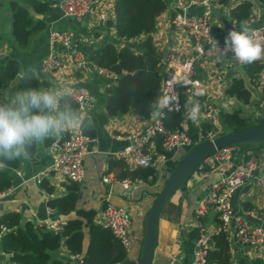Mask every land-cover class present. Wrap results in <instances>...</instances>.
Wrapping results in <instances>:
<instances>
[{
	"label": "crops",
	"instance_id": "1",
	"mask_svg": "<svg viewBox=\"0 0 264 264\" xmlns=\"http://www.w3.org/2000/svg\"><path fill=\"white\" fill-rule=\"evenodd\" d=\"M2 1V4L5 0ZM7 1V0H6ZM60 0H49L50 8L47 14L33 13L35 20L42 22L44 28L36 31L31 38L28 49L21 51L17 47V42L11 31L0 32V66L8 60L13 59L19 63L20 72H34V74L44 83L42 89L54 90L60 98L71 86H84L91 91L96 92V103L80 115L81 123L76 127H71L62 135L67 136L69 132L80 128L88 133L95 140L89 143V152L83 160L84 177L80 182H72L54 175L50 172L52 156L48 149L47 140L36 144L37 151L33 157L25 159L21 157V163L18 168L10 169L12 176V186L6 192L0 201V218L7 213H17L21 215L22 223L31 222L40 227L42 223L52 218H76L78 210H94L96 212L95 221L97 222L101 211L106 204L121 205L130 210L132 223L130 232L133 236V244L128 258L136 262L141 254L142 235L144 229V219L148 208L155 200L156 194L162 189L168 178L174 163L181 157L186 149L181 148L157 169V177L154 181L136 180L131 183L130 188L125 189L120 179V163H125L130 169H133L124 159H118L113 154L130 143L132 138H128L137 131L144 130L156 112L150 119L140 120L132 112H128L121 117H110L106 123L99 119L100 114L106 113V99L108 97V88L106 82L113 85L116 80L105 79L96 76L89 70L72 68L71 70H59L53 76L42 74L43 60L49 55L51 49L48 45V30L51 24L62 29L73 31L74 38L70 51H79L89 59L93 50L101 46L108 39L110 42H116L117 36L115 29L106 24L105 27L96 28L92 39H89L87 33L91 25L88 20H76L72 17L63 15L59 7ZM113 10L112 22L115 20L114 2L115 0H105ZM167 9L157 18L155 32L152 33L153 41L161 55V66L172 58L178 56L186 58L193 53V39L183 30H176L171 24V19L176 14L188 13L189 15H201L203 8L197 5H191L188 8L183 7L180 3L187 4L190 0H165ZM214 25L223 30L225 34H216L215 36L223 39L228 35L225 29L224 19L228 20L231 25L236 27L231 18V10L244 1H250L253 4L251 16L245 20L252 28H258L264 25V6L260 0H215ZM0 5V7L2 6ZM177 10H180L179 12ZM240 27H236L239 30ZM63 56L65 50L59 49ZM262 64L263 69L258 74L255 84L249 80L244 64L235 66L227 57H218L213 62H198L195 66L196 78L203 82L205 88L194 97L188 96L192 104H199V117L194 122L199 131V137L204 133V128L208 124L211 131L218 136L225 133L224 127L220 121V111L232 112L236 109L245 110L252 117L260 115V109L255 105L257 102L264 103L262 96V83L264 82V58L257 60ZM19 72V73H20ZM235 77H242L245 84L248 83L256 92L254 94L247 85L246 87L252 93L250 104H244L234 96L227 94V86ZM105 83V84H104ZM18 84L1 89L2 94L7 90H15ZM110 85V86H111ZM209 103L215 109L217 119L212 122L203 120L202 112L205 110V104ZM60 104V102H59ZM58 104V110H59ZM237 105L241 107L237 108ZM78 112V109H77ZM214 112V113H215ZM246 115V114H245ZM206 123V124H204ZM183 125L188 127L187 122ZM58 137V136H57ZM55 138V137H54ZM230 161L217 160L211 156L193 173L187 186L175 193L170 204L164 210L160 221L159 244L153 264H172L174 258L182 264H193L195 259V250L197 240L200 236L199 223L196 217L202 199L208 193L213 184L217 183L225 175H228L234 165L240 161L252 157H259L263 162L253 178L247 180L233 194L230 205L236 216H241L250 226L263 225L264 215V192L257 184L258 176H261L264 170V145L259 147H241L234 151ZM118 162V164H114ZM105 175L110 176V181L105 182ZM73 186L77 187L78 198L76 209L69 214H62L56 209L49 206V201L67 195L72 191ZM52 209V210H51ZM50 210V211H49ZM214 213L205 217L204 225L209 231H214L216 223L213 221ZM42 227V226H41ZM85 247L88 246L90 233L85 229ZM5 231L0 232V240ZM230 241V264H264V244L258 247H250L237 241L234 236L229 237ZM86 252V251H85ZM57 258L64 264H82V257L71 255L65 242L56 253ZM82 260V262H79ZM10 262V254L0 250V264Z\"/></svg>",
	"mask_w": 264,
	"mask_h": 264
},
{
	"label": "trees",
	"instance_id": "2",
	"mask_svg": "<svg viewBox=\"0 0 264 264\" xmlns=\"http://www.w3.org/2000/svg\"><path fill=\"white\" fill-rule=\"evenodd\" d=\"M260 2L264 6V0ZM9 5L12 10L11 33L18 49L24 51L28 49L32 35L44 28L42 22L35 20L33 13L47 14L50 3L49 0H10ZM167 7L165 0H115V20L114 22L109 20L108 25L115 27L117 41L110 42L107 39L101 46L96 47L91 55L94 64L118 75L116 82L107 90L106 113L99 115L103 123H106L110 117H121L128 112H132L142 121L150 119L155 113L151 110L150 104L157 96H161L162 75L161 55L153 41L152 33L156 30L157 18ZM252 8V2L244 1L231 10V18L237 28L242 21L251 16ZM213 33L225 34L216 26L213 28ZM222 38L225 39L226 36ZM244 66L250 82L255 84L258 74L263 69L262 64L255 61ZM19 72V63L13 59L0 66V96L3 95L1 89L8 86ZM22 77L17 85L20 90L44 87V83L34 72L24 73ZM183 89L181 88L182 109L180 111L166 109L163 120L169 129L182 128L183 122L186 121L188 133L197 143L204 139L199 137L197 125L185 115L186 105L192 102L188 100ZM226 91L244 104L253 102L252 93L242 77L233 78ZM59 102V110L77 111L78 109L70 95L65 94ZM255 105L261 113L257 117L245 115L242 109L232 112L220 111L219 118L225 132L250 126H264V103L259 101ZM210 129L207 124L203 130L204 134ZM53 139H47V143L50 144ZM157 148L163 150L162 136L157 138ZM26 151L29 157H33L37 151L36 144L26 146ZM171 155L168 154L169 157ZM20 163L21 159L9 161L0 157V166H3L0 169V192H6L11 188L10 169L18 168ZM119 165L120 179L156 180L157 169L154 167L130 169L123 162ZM76 191L77 187L73 186L72 191L67 195L51 199L49 206L62 214H69L76 209L78 198ZM170 203L169 201L167 206ZM78 215L79 217L67 220L66 226L61 231L38 227L31 222L22 223V217L17 213L3 215L0 218V232L5 231V233L0 240V250L10 254V262L7 264H64L56 256L63 241L71 255L82 257V264H136L128 258L127 251L112 231L95 221L94 210H78ZM202 221L204 223L206 219L203 218ZM213 221L216 225L221 224L218 214H214ZM85 229L90 233L87 247H85ZM230 259V241L227 233L224 231L215 233L213 247L208 251L206 264H230Z\"/></svg>",
	"mask_w": 264,
	"mask_h": 264
},
{
	"label": "built area",
	"instance_id": "3",
	"mask_svg": "<svg viewBox=\"0 0 264 264\" xmlns=\"http://www.w3.org/2000/svg\"><path fill=\"white\" fill-rule=\"evenodd\" d=\"M180 4L185 8L194 4L203 8L201 15L178 13L171 19L173 28L185 31L194 40V50L186 58L178 56L161 66V95L174 97V102L159 111L158 116L153 117L144 130L137 131L128 136V138L133 139V143L113 154L115 158L126 160L133 169L149 166L158 169L170 159L169 153L173 155L176 150L181 148L188 150L195 144L188 133L187 126L182 124V128L177 129H169L165 126L163 120L165 110L180 111L182 109L181 88H184V93L190 97L203 92L205 85L196 78L195 66L198 62L206 64L213 62L221 56L219 52L212 49L210 38L218 41V47L221 50L225 46V39H220L213 33L214 10L217 4L215 0H190L187 4ZM59 7L64 16L74 17L79 21L89 19L90 25L96 28L105 27L112 18L113 13V10L105 0H60ZM111 28L115 29L114 26ZM255 30H257L254 34L255 38L264 40V25L255 28ZM73 38V31L58 28L54 24L49 26L48 45L51 52L43 60L41 71L43 75L53 76L59 70H71L76 67L95 73L104 82L105 79L116 80L118 78L117 74L104 67L97 66L92 62L91 58L89 59L83 53L70 51ZM61 48L65 50L63 56L59 52ZM225 57L233 59V53L229 52ZM106 85L110 86L111 83L106 82ZM262 86V96L264 99V82ZM96 94V92L84 86L73 85L68 90V95L77 104L79 114L88 111L96 103ZM214 112L215 109L211 104L206 103L201 118L204 117L203 120L212 122L218 117L216 112ZM159 136H162V151L157 148V138ZM201 137L204 140H212L216 135L210 130L205 134L202 133ZM92 140L95 139L80 128L69 132L67 136L55 137L48 145L52 156L50 172L72 182L82 181L84 177L83 160L89 152V143ZM238 147L222 148L212 156H215L217 160L230 161L235 154L234 151ZM262 165L263 162L259 157H252L236 163L231 172L213 184L202 199L196 210L200 236L197 240L193 264H206L208 251L213 247V235L220 231L226 232L228 237L234 236L237 241L252 248L264 244V223L263 225L250 226L241 216L235 215L230 205V200L236 190L247 180L253 178L261 170ZM103 179L105 182L111 180L109 175H105ZM122 183L124 188L128 189L133 181L131 179H124ZM257 184L264 192V170L261 176H258ZM6 192H0V201ZM133 209L130 208L131 211ZM130 210L121 205L108 203L101 211L97 220V223L112 231L127 253L130 252L133 244V236L130 232L132 223V212ZM211 213L218 214L221 220V224L217 225L214 231H209L202 221L203 218ZM262 219L264 222V215ZM66 224L67 220L64 218L49 217L41 226L52 231H61ZM171 262L172 264H182L174 258L171 259Z\"/></svg>",
	"mask_w": 264,
	"mask_h": 264
},
{
	"label": "clouds",
	"instance_id": "4",
	"mask_svg": "<svg viewBox=\"0 0 264 264\" xmlns=\"http://www.w3.org/2000/svg\"><path fill=\"white\" fill-rule=\"evenodd\" d=\"M255 29L242 21L239 30H230L224 41V49L210 38L214 51L225 57L233 53L239 64H251L264 58V40L255 38ZM23 79V77H20ZM199 94V93H197ZM169 95L157 96L150 104L159 112L174 102ZM59 99L54 90L27 88L0 96V157L6 160L29 158L26 146L39 144L62 135L81 123L80 115L72 109L58 110ZM185 115L195 122L199 117V104L186 105Z\"/></svg>",
	"mask_w": 264,
	"mask_h": 264
},
{
	"label": "water",
	"instance_id": "5",
	"mask_svg": "<svg viewBox=\"0 0 264 264\" xmlns=\"http://www.w3.org/2000/svg\"><path fill=\"white\" fill-rule=\"evenodd\" d=\"M223 22L227 32L236 29L228 20L224 19ZM230 62L235 66L239 65L233 59H230ZM22 76V72L18 73L10 82V85L18 84ZM246 85L254 94H257L248 83ZM158 114L159 112H156V116ZM262 145H264V126H250L241 130L222 133L212 140H201L189 148L173 166L162 189L156 194L155 200L145 214L141 254L137 264L154 263L159 244L160 221L163 211L172 196L187 186L193 173L203 162L225 147H259ZM2 168L3 166H0V169ZM22 221L25 222L24 219ZM79 262H82V260H79Z\"/></svg>",
	"mask_w": 264,
	"mask_h": 264
},
{
	"label": "rangeland",
	"instance_id": "6",
	"mask_svg": "<svg viewBox=\"0 0 264 264\" xmlns=\"http://www.w3.org/2000/svg\"><path fill=\"white\" fill-rule=\"evenodd\" d=\"M10 0H5L2 4V6L0 7V32H7L9 33L11 31V27H12V10L10 7ZM74 19V17H72ZM88 24H90L89 21H87ZM89 32H91L90 34L87 33V36L89 37V39H92L95 32H96V27H91V29L89 30ZM93 71V70H91ZM20 90L18 87H16L15 90H12L11 92L14 91H18ZM2 91V90H1ZM241 107V105H237V108ZM245 114L247 116H252V113L250 114L248 111L245 110ZM171 172V171H170ZM232 238V236H231Z\"/></svg>",
	"mask_w": 264,
	"mask_h": 264
}]
</instances>
